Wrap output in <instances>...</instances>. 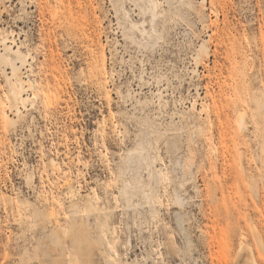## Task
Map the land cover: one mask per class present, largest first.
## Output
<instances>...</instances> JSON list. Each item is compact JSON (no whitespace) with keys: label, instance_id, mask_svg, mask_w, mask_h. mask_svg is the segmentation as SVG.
Masks as SVG:
<instances>
[{"label":"rangeland","instance_id":"1","mask_svg":"<svg viewBox=\"0 0 264 264\" xmlns=\"http://www.w3.org/2000/svg\"><path fill=\"white\" fill-rule=\"evenodd\" d=\"M144 1L0 0V264H264V0Z\"/></svg>","mask_w":264,"mask_h":264},{"label":"bare ground","instance_id":"2","mask_svg":"<svg viewBox=\"0 0 264 264\" xmlns=\"http://www.w3.org/2000/svg\"><path fill=\"white\" fill-rule=\"evenodd\" d=\"M118 1V3H120L122 5V3L126 2V0H116ZM144 4H146V7L149 9L150 11V17H151V21L154 20V18H156V16L158 15V11H157V8L161 5L160 1L159 0H145L144 2H142ZM141 3V5H142ZM131 27L133 28V30H137L138 32L142 33V34H150V31L148 29H146L145 27H139L137 26V23L136 22H132L131 21ZM5 40L7 39H4L3 40V43H4V48L5 49H9V50H12L11 49V46L10 45H7L5 43ZM14 53H17L19 54V51H13ZM30 86H32L30 84ZM34 94V92H33ZM9 95H10V101L12 103V105L16 108V111L19 112V107H18V104L20 102V99H23V95L21 93V89L16 85V83L10 81V91H9ZM243 112V111H242ZM241 112V113H242ZM243 116L245 117V112L242 113ZM239 116V114H238ZM237 116V117H238ZM244 119V118H243ZM2 120L4 121L5 124H8L11 122V117L6 113V112H2ZM238 120V119H237ZM245 120V119H244ZM240 121V120H239ZM244 122V121H243ZM51 162H53V160H51ZM242 239V238H240ZM245 241V238L243 239ZM243 240H239L240 241H243ZM245 243V242H244ZM249 245V244H248ZM250 246V245H249ZM252 247V246H251ZM239 248L240 250H244L246 249V245L242 243L239 244ZM252 249V248H251ZM253 250V249H252ZM249 252H251L250 250H248ZM252 253V252H251ZM250 254V253H249ZM253 256V254H252ZM251 255H250V258H253ZM255 259V258H254ZM257 259V258H256ZM252 260V259H251ZM251 263V261H250Z\"/></svg>","mask_w":264,"mask_h":264}]
</instances>
